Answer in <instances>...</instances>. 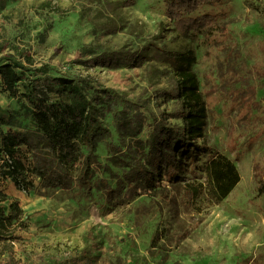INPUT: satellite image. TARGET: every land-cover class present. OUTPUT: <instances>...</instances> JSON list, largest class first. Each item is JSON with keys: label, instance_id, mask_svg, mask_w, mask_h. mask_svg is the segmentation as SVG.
I'll return each instance as SVG.
<instances>
[{"label": "rangeland", "instance_id": "374dc122", "mask_svg": "<svg viewBox=\"0 0 264 264\" xmlns=\"http://www.w3.org/2000/svg\"><path fill=\"white\" fill-rule=\"evenodd\" d=\"M118 1H0V57L25 49L37 65L49 63L62 73L92 75L129 99L139 98L147 115L141 134L146 139L151 112L181 105L175 98L159 96L160 90L172 86L174 72L155 60L136 67L91 68L70 61L88 46L135 51L157 42L193 49L208 107L205 142L235 161L241 181L220 204L198 212L179 197V208L172 212L163 198L143 187L117 202L102 186L91 193L75 185L46 194L36 175L29 190L17 189L11 179L0 176V189L8 197L3 207L9 212L10 203L17 200L27 223L22 229L14 221L4 230L20 238L7 251L0 242V264H8V254L26 264L80 252L92 254L95 264H264V0H221L202 6L198 12L216 14L217 21L210 32L189 36L174 29L165 14V0H135L129 6ZM110 25L116 30L107 33ZM150 63L155 68H149ZM0 105L16 113L23 125L32 126L25 104L5 90L1 77ZM105 119L120 145L112 114ZM106 144L99 142L94 179L104 178L115 187L121 185L128 156L136 154V143L126 138L119 153L126 160L116 164L110 162ZM207 159L208 152H200L178 180L163 178L156 188L181 187L200 178ZM189 228L178 242L175 233Z\"/></svg>", "mask_w": 264, "mask_h": 264}, {"label": "trees", "instance_id": "16d2710c", "mask_svg": "<svg viewBox=\"0 0 264 264\" xmlns=\"http://www.w3.org/2000/svg\"><path fill=\"white\" fill-rule=\"evenodd\" d=\"M220 2L165 0V14L183 36L204 34L214 27L217 15L198 11L202 6ZM134 3L135 0L117 2L120 6ZM106 30L112 33L116 27L110 25ZM149 60L167 65L174 72L172 86L160 90L159 96L175 98L181 105L173 111L151 112L152 128L143 139L147 115L139 98L129 99L92 75L62 73L49 63L37 65L25 49L0 57V77L5 90L25 104L32 120L31 127L23 125L16 113L0 105V176L11 179L17 189L29 190L36 175L46 194L59 188L70 190L75 185L91 193L94 187L102 186L106 195L117 202L132 198L143 187L156 198H163L172 212L179 208V197L198 212L222 203L241 181V173L232 158L205 142L208 107L194 69L197 59L193 49H173L157 42L135 51L125 48L98 51L88 46L70 62L88 68L136 67ZM149 68L155 67L150 63ZM108 114L113 116L120 145L113 140V131L106 123ZM172 118L182 123L172 122ZM128 137L136 143V154L128 156V168L119 177L121 185L113 187L104 178L95 180L93 165L98 161L99 142L107 141L109 160L116 164L126 160L119 153ZM200 152H208L205 172L200 178L188 180L181 187L156 188V182L163 178L178 180L181 171L197 160ZM7 199L0 189V242L6 251L20 237L4 230L14 221L22 229L27 226L21 219L23 210L17 200L10 203L9 212L5 210L2 203ZM190 232L191 228L178 230L174 237L180 242ZM8 255L5 262L19 264L13 255ZM26 264H95V257L80 252Z\"/></svg>", "mask_w": 264, "mask_h": 264}]
</instances>
